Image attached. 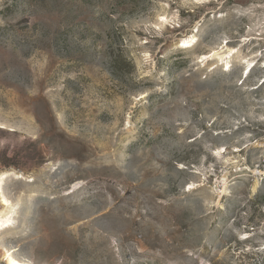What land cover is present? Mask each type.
I'll use <instances>...</instances> for the list:
<instances>
[{
  "label": "rangeland",
  "instance_id": "rangeland-1",
  "mask_svg": "<svg viewBox=\"0 0 264 264\" xmlns=\"http://www.w3.org/2000/svg\"><path fill=\"white\" fill-rule=\"evenodd\" d=\"M4 173L1 260L264 264V0H0Z\"/></svg>",
  "mask_w": 264,
  "mask_h": 264
},
{
  "label": "bare ground",
  "instance_id": "bare-ground-1",
  "mask_svg": "<svg viewBox=\"0 0 264 264\" xmlns=\"http://www.w3.org/2000/svg\"><path fill=\"white\" fill-rule=\"evenodd\" d=\"M196 41L194 37L191 41L186 42V46H190ZM221 57V56H220ZM228 64V63H227ZM6 177V173L2 174L0 178V235L5 232L7 229L12 228L16 224V214H17V203H14L11 199H9L2 188L3 178ZM1 247V246H0ZM2 250V249H1ZM17 249L12 246H4L2 252V258L8 262V264H33L31 261L25 258H19L16 255Z\"/></svg>",
  "mask_w": 264,
  "mask_h": 264
},
{
  "label": "built area",
  "instance_id": "built-area-1",
  "mask_svg": "<svg viewBox=\"0 0 264 264\" xmlns=\"http://www.w3.org/2000/svg\"><path fill=\"white\" fill-rule=\"evenodd\" d=\"M0 264H8V262L6 260H1L0 259Z\"/></svg>",
  "mask_w": 264,
  "mask_h": 264
}]
</instances>
